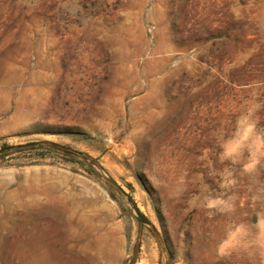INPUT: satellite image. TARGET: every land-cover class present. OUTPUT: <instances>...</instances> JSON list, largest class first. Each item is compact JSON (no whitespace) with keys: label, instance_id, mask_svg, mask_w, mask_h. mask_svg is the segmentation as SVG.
I'll list each match as a JSON object with an SVG mask.
<instances>
[{"label":"rangeland","instance_id":"obj_1","mask_svg":"<svg viewBox=\"0 0 264 264\" xmlns=\"http://www.w3.org/2000/svg\"><path fill=\"white\" fill-rule=\"evenodd\" d=\"M14 146L0 264H264V0H0Z\"/></svg>","mask_w":264,"mask_h":264},{"label":"water","instance_id":"obj_2","mask_svg":"<svg viewBox=\"0 0 264 264\" xmlns=\"http://www.w3.org/2000/svg\"><path fill=\"white\" fill-rule=\"evenodd\" d=\"M21 147H26V146H14V147H9L7 149H3V150H0V153H3V152H9V151H12L14 149H18V148H21ZM104 178L107 180V182L109 184H111L112 186H114L115 188H117L118 190H120L123 194H127L126 191L123 190V188L121 187V185L111 176H109L108 174L104 173ZM136 219L138 220V223L139 225L141 223H146V220L144 218H142L138 213H134Z\"/></svg>","mask_w":264,"mask_h":264},{"label":"trees","instance_id":"obj_3","mask_svg":"<svg viewBox=\"0 0 264 264\" xmlns=\"http://www.w3.org/2000/svg\"><path fill=\"white\" fill-rule=\"evenodd\" d=\"M65 157H66V159H68V160H77V158L76 157H74V156H72V151H70V150H68V149H66L65 150ZM142 217H144L143 215H142Z\"/></svg>","mask_w":264,"mask_h":264}]
</instances>
